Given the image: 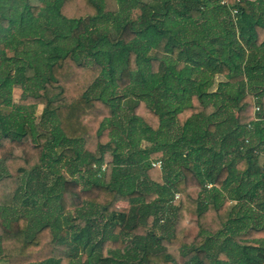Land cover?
Returning <instances> with one entry per match:
<instances>
[{"label": "trees", "instance_id": "16d2710c", "mask_svg": "<svg viewBox=\"0 0 264 264\" xmlns=\"http://www.w3.org/2000/svg\"><path fill=\"white\" fill-rule=\"evenodd\" d=\"M104 3L0 0V261L264 264V0H118L85 44Z\"/></svg>", "mask_w": 264, "mask_h": 264}, {"label": "rangeland", "instance_id": "374dc122", "mask_svg": "<svg viewBox=\"0 0 264 264\" xmlns=\"http://www.w3.org/2000/svg\"><path fill=\"white\" fill-rule=\"evenodd\" d=\"M117 1L118 0H105V3H104V6H105L104 16H102L101 18H99V19H97L95 21V24H96L95 27H89L90 26L89 22L88 23H83L81 25V27L77 30V33L81 37V41L84 40V43L86 44L87 39H89L88 37H90V38L91 37H96V36H98V34L104 33V31H106V30H104V28H107V31H111V30H113L115 28L114 27L112 29L111 25L115 21V18H116L115 17V12L118 10ZM142 1L145 2V1H148V0H142ZM138 12L139 11H137V10L132 11V17L134 18L138 14ZM86 24H88V27H89L88 30H94V32H92L87 37L84 36L86 34V31H85ZM111 35H114V33H112ZM62 44L65 45L66 41L63 40ZM85 44L83 46L81 45L80 48L83 49ZM27 47L29 48L30 51L35 49L34 46L31 43H29ZM63 47H66V46H63ZM99 48H101V47H99ZM83 50H85V49H83ZM84 52L83 51L81 52V60L84 63L90 64L93 61V56L90 53H88V51H86L85 53ZM40 54H41V52H40ZM46 55H47L46 52H44L42 55H40L42 60L39 61V58H38L37 62H39V63L41 62V63L44 64L45 62L43 60V57L46 56ZM41 63L38 65V69L43 72L45 70V66L42 65ZM31 72H33V70L28 71V74H31ZM225 79H226L225 76H223L222 74H214L213 83H212V85L210 87V90L214 91L216 89V87H217L218 82L219 81H224ZM11 92H12L11 102L12 103H17L19 98L22 95V92H23L22 88L20 86L14 85L12 87ZM134 92H136V90H132V92H127L128 97H126L125 99L120 101V111H119L120 113L119 114H120V116L123 119L126 118V120H127L131 116L130 106L133 105L135 100H136V96L133 94ZM119 93L122 94L123 91L120 90ZM42 111H43V106L42 105L39 104L38 106H36L34 114L31 115V117H33V122L34 123H36L39 120L40 114H41ZM255 112H257V111H255ZM36 130L39 131V129L37 127H36ZM167 134H168V132H166V131L163 132L162 134L160 133V135H158L150 144H149V142L146 139L147 135L140 134L139 148H141V150H143L145 147H147L149 145L158 144L159 142H162V139L163 140H168V139L170 140L172 137L170 135L168 136ZM165 135H167L168 138H164L163 136H165ZM48 136H49V140H51V136L50 135H48ZM117 138H121V135H117ZM50 143H51L52 149L57 154H60V152L62 150V146H60L59 143L55 142L54 140L50 141ZM127 143H129V141ZM137 151H138L137 148H134L132 151H127L126 148H123L122 149V153H121V155L124 157L123 159H121L122 165H124V163L127 162V157L128 156L132 157L133 159L142 156L143 153L140 152V151L139 152H137ZM64 157H66V156H64ZM64 157H63V161L60 163L61 165L63 163V165H62V167L60 169L61 173L63 174V176L65 178H67V179H76L79 182L80 186H84L85 184H87V181H86V179L84 177L90 176V173H88V172H84L83 173V169H80L82 171H77V170L74 169V167L72 165L64 164L65 163L64 161L67 160V157L66 158H64ZM112 160H113L112 152L111 151H106V153L104 155V163L106 164V163H108V162H110ZM145 160L146 161L149 160L151 162L154 161V159H152V158H145ZM259 160H260V163L262 164L263 160H264V154L260 155ZM103 166H104V164H103ZM46 173H47V171H46ZM82 175H84V177H82ZM53 180H54V175L53 174H49L47 176V179H46L47 183L49 184ZM175 198H177V196H175ZM233 203L234 202H231L230 205L233 204ZM118 205L119 206H126L127 203L120 202V203H118ZM19 206H21V203L19 204ZM252 206H254V205H252ZM10 214H11V216H13L14 212H10ZM77 224H79V223H77ZM75 228L79 229L80 226L76 225ZM95 228H99V230H101L102 225H97V227H95ZM0 264H7V263L3 262V261H0Z\"/></svg>", "mask_w": 264, "mask_h": 264}, {"label": "built area", "instance_id": "2783aa9c", "mask_svg": "<svg viewBox=\"0 0 264 264\" xmlns=\"http://www.w3.org/2000/svg\"><path fill=\"white\" fill-rule=\"evenodd\" d=\"M259 108L258 107H255L254 108V111H258ZM162 164L161 160H155V161H152L151 162V166H157V167H160ZM178 197V195H176Z\"/></svg>", "mask_w": 264, "mask_h": 264}]
</instances>
